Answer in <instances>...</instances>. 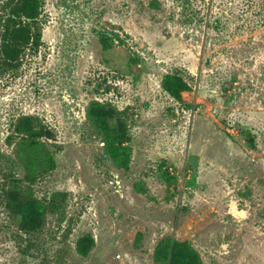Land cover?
Masks as SVG:
<instances>
[{
  "label": "rangeland",
  "instance_id": "rangeland-1",
  "mask_svg": "<svg viewBox=\"0 0 264 264\" xmlns=\"http://www.w3.org/2000/svg\"><path fill=\"white\" fill-rule=\"evenodd\" d=\"M40 29L0 54V264H264V0H42ZM10 166L50 205L36 232Z\"/></svg>",
  "mask_w": 264,
  "mask_h": 264
},
{
  "label": "trees",
  "instance_id": "trees-1",
  "mask_svg": "<svg viewBox=\"0 0 264 264\" xmlns=\"http://www.w3.org/2000/svg\"><path fill=\"white\" fill-rule=\"evenodd\" d=\"M41 9L42 0H3V13L0 15V54L4 57V62L1 63L3 71L19 69L28 55L38 53L42 45ZM104 47L107 49L109 46L104 44ZM167 89L173 94L179 95V91H176L170 84H167ZM34 121L33 117L19 118L17 121L18 131L34 136L37 133ZM27 168V176L29 175L33 180L35 168ZM4 171L1 197L7 213L15 219H20L19 227L22 231L26 233L38 231L45 224L50 205L37 198L31 188H25L20 180L13 175L11 166ZM185 249H187L185 244L174 242L171 246L166 247V252L174 255L177 251L182 250L185 253L182 255L188 260V252H184ZM162 250L165 253V247ZM82 252L86 253L87 251L83 248ZM172 262V264L178 263L176 259ZM179 262L181 263V260Z\"/></svg>",
  "mask_w": 264,
  "mask_h": 264
},
{
  "label": "water",
  "instance_id": "water-1",
  "mask_svg": "<svg viewBox=\"0 0 264 264\" xmlns=\"http://www.w3.org/2000/svg\"><path fill=\"white\" fill-rule=\"evenodd\" d=\"M231 210H232V212H234L235 214H237L241 217H245L247 215V211L244 209H239L238 204L236 202L232 205Z\"/></svg>",
  "mask_w": 264,
  "mask_h": 264
}]
</instances>
